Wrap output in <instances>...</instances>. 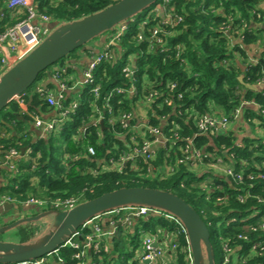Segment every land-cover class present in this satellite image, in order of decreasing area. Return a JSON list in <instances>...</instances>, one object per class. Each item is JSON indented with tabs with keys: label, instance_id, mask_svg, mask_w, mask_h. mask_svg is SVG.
<instances>
[{
	"label": "trees",
	"instance_id": "trees-1",
	"mask_svg": "<svg viewBox=\"0 0 264 264\" xmlns=\"http://www.w3.org/2000/svg\"><path fill=\"white\" fill-rule=\"evenodd\" d=\"M118 1L33 0V4L51 21L66 23L84 18ZM3 4L4 0H1L0 7ZM263 4L264 0H159L132 16L128 23H119L103 33L110 39L124 24L127 25L117 42L125 49L123 55L103 61L96 70L95 76L101 85L99 98L90 94L89 87H86L76 112L62 129L31 144V151L18 159L7 158L10 150L20 151L29 140L23 135L19 136L18 132L9 135L10 127L0 121V173L3 180L0 202L4 197H10L21 206L31 198L51 200L75 197L81 203L120 187L147 186L174 192L199 212L210 230L215 264H226L227 245L232 249L233 256L235 252H248L253 243L264 240V232L261 231L264 220V139L244 137L239 140L232 131L195 135L199 129L194 115H190L192 112L198 115L221 112L234 117L242 103L248 101L251 104L243 108L246 118L254 117L264 125V94L255 89L244 91L246 83L255 84L264 80V57L246 62V47L259 41L264 44ZM150 10L152 12L149 14ZM169 14L178 15L182 20L168 24L166 20ZM0 18L2 32L9 16L5 13ZM155 28L160 29L158 37L171 46L169 50L155 47L156 39L152 37ZM178 45L182 47L180 50ZM79 49L82 47L60 62ZM131 54L136 55L138 62L139 93L144 92V81L148 78L156 81L155 88L158 89H165L167 79H173L177 82V91L184 92L182 98H172L171 106L165 105L151 114V124L155 126H163L162 120L167 117L163 131L168 138L176 139L174 151H168L170 143L167 147L159 148L154 165L162 167L165 160L176 164L183 154L181 148L190 149L192 143L196 148L205 147L203 155H208L206 159L214 155L226 160L225 153L231 155L227 161L236 173L242 174L240 180L214 176L210 190H205L201 182L212 173L198 176L190 165L179 161L174 165L176 171L162 179L144 178L130 166L123 171H101L97 168L103 160L118 154L119 150L115 147H125L126 139H131L134 134L129 128L122 127L121 123H112L110 118L113 113L118 116L120 111L135 110L136 96L124 97L123 94L114 93L109 101L113 113L105 106V98L114 88L125 87L127 78L122 68ZM239 58H244L245 63L240 60L244 68L240 66ZM44 74L39 75L24 96V104L33 114L50 108L46 96L54 85L49 84L44 92L38 91L36 86ZM63 102L65 105L70 103L66 100ZM93 102L103 113L104 128L91 122ZM255 105H259L260 109L256 110ZM20 110L21 103L13 100L0 113V117L17 131L20 130L18 125L25 120H34L28 114H23V120H19ZM173 120L179 122L181 127L171 130ZM86 125L87 135L79 138L80 129ZM117 133L127 134L126 139ZM89 146L94 147L95 154L88 151ZM9 164H15V169L10 168ZM53 209L41 208L44 211ZM255 211H259V214L246 219ZM139 217H144L142 223L146 231L169 226V222L159 216ZM15 220L6 219L0 226ZM44 223V220L25 222L18 228L20 232H34L33 236L37 238L46 232ZM251 223L254 228L250 227ZM84 232H90V228H84ZM116 236L110 242L109 252L89 251L91 258L87 264H135L133 256L139 245V230L127 235L120 226ZM77 241L82 243L80 238ZM180 242L176 264H188V244L184 236H180ZM77 251L73 246L63 245L45 255L43 264H78L75 257ZM260 251L249 264H264V250ZM59 258L64 262H60Z\"/></svg>",
	"mask_w": 264,
	"mask_h": 264
},
{
	"label": "built area",
	"instance_id": "built-area-1",
	"mask_svg": "<svg viewBox=\"0 0 264 264\" xmlns=\"http://www.w3.org/2000/svg\"><path fill=\"white\" fill-rule=\"evenodd\" d=\"M7 7L11 10L24 9L25 16L18 20L13 25L6 27L2 32H0V45L9 44L10 49L16 53L14 60L11 58L2 56L0 57V80L2 76L13 67L19 60L23 59L30 52H32L36 47H38L41 42L48 36L50 31L46 29V26H42V23H49L51 19L46 14H43L37 10L33 4V0H7ZM182 19L178 15L169 14L166 23L175 24L180 22ZM127 25L124 24L119 32L115 33L106 43L102 50L95 53L91 60L88 69L85 71L84 87H89V92L95 98H99L101 95V85L96 79V70L98 66L105 60L113 59V45L118 42L120 35L123 33ZM160 29L155 28L153 30L152 37L156 39L155 47H161L162 50H169L171 46L164 43L160 37H158ZM18 43H22L24 48L18 50ZM154 47V44L152 45ZM182 47L178 45L180 50ZM138 62L135 64L132 62V56H129L126 60L122 71L127 78V83L125 87H116L111 91L105 98V106L110 112L112 105L109 103L111 96L114 93L123 94L124 97L136 96L137 100L134 102L135 110L133 111H120L119 115L115 116L112 114L110 121L112 123H121L122 127L129 128L134 134L131 139L127 140V134H119L122 138L126 139L125 147L117 145L115 148L119 150V153L111 157L109 160H105L99 167L101 171L107 170H118L123 171L127 166L137 171L144 178H164L168 175L173 174L176 169L174 165L179 163L188 164L198 176L202 174L212 173V176H206L205 180L201 182V187L205 190H210V183L214 182V176L227 177L229 180H240L242 174L236 173V170L229 165L227 160L231 159V155L226 154V160L221 156H214L209 159L205 157L208 155H203L206 150L205 147L196 148L192 145L190 149H183L182 157H180L176 164L170 163V161L165 160L162 167L154 165L153 161L158 158V150L161 147H167L170 143L168 151H174L173 147L175 145L176 139L168 138L164 131L163 126L168 120L164 117L162 120L163 126H155L151 124V114L154 113L155 109H162L165 105H172V98L177 96L179 98L183 97V91H177V82L173 79H167L165 84V89H158L156 87V81L148 80L145 82V90L139 93L137 87V72ZM148 75V74H147ZM146 75V76H147ZM61 72H57L56 77H61ZM68 87V83L65 79L61 80L59 92L50 91L47 96V102L49 105L54 106L56 109L55 115L49 119L44 120L42 118H36L35 124L41 129L45 136L53 134L64 126V124L71 118L80 104L79 101H73L68 105L63 102V93ZM38 91L44 92V89L38 87ZM25 93H22L16 98L21 104H24ZM251 103L245 101L236 110L234 117L226 115L221 112L215 113H205L199 114L192 112L191 116L194 115L196 125L199 129L195 135L200 134H213L216 132H227L229 131L230 123L243 112V106L250 105ZM146 105L145 110L147 114H143L141 107ZM93 109L95 114L92 116V123L94 125H101L100 122L103 121V113L101 109L93 102ZM175 111H177L175 109ZM181 113V109L178 110ZM135 120V122H134ZM132 124V125H131ZM180 123L173 120L171 122V130L180 128ZM79 138L81 136H86L88 133V126H83L80 129ZM191 142V140H189ZM88 151L91 154H95V149L92 146L88 147ZM210 156V154H209ZM19 157V150H10L7 158H17ZM9 167L15 169V164H9ZM5 202L14 203L15 206H19L10 197H4L0 204ZM38 205L40 208L53 207V210H64L70 209L78 204V199L75 197L60 198L55 199H35L31 198L25 201L21 206ZM17 206V207H18ZM259 214V211L253 212L252 215L246 219H251L252 217ZM118 215L123 220L125 225L131 222L132 218L135 216H159L168 222L172 223V231L163 234L164 230L161 226L156 227L155 230H144L140 231V236L138 240V247L135 250L133 260L136 261L135 264H176L179 256V249L181 247L180 236H184V240L187 242L186 253L188 264H193V256L191 247L189 244V238L187 234V229L183 222L174 214L165 211L163 209L147 206V205H125L120 206L103 213L97 214L90 220H88L80 229L77 230L72 237L64 244L70 245L78 249L75 257L78 259V264H87L90 257L89 251L94 250L95 252H109L110 244L108 243L109 233L104 231L100 222H96L103 217ZM264 218V216H263ZM232 221V220H231ZM250 227L254 228V224L251 223ZM84 228H90V232L84 233ZM261 231L264 232V220L261 225ZM164 235V238L162 236ZM77 238H82L83 242L77 241ZM248 240L247 236H244ZM163 241V242H162ZM260 250H264V240L253 243L249 248V251L245 252H235L232 256V249L226 246L227 258L226 264H249V261L257 256ZM261 252V251H260ZM232 256V257H231ZM167 257L170 260L173 258L174 262L171 263L167 261ZM231 258V260H230ZM45 258H39L30 261H24L21 263L13 264H43ZM60 262H64L62 258H59Z\"/></svg>",
	"mask_w": 264,
	"mask_h": 264
},
{
	"label": "water",
	"instance_id": "water-1",
	"mask_svg": "<svg viewBox=\"0 0 264 264\" xmlns=\"http://www.w3.org/2000/svg\"><path fill=\"white\" fill-rule=\"evenodd\" d=\"M159 0H119L108 7L71 22L55 21L50 33L23 59L11 67L0 80V113L9 103L26 92L39 75L59 63L78 48L113 29L119 23L129 22L132 16ZM126 25V24H125ZM104 128L103 121L100 122ZM5 202L4 208H16ZM147 205L176 215L185 225L193 256V264H215V251L210 230L199 212L174 192L147 186L120 187L78 203L70 209L41 210L38 205L25 206V211L36 209L37 214L24 216L0 226V233L25 222L51 218V227L31 242L0 240V264L35 260L57 251L88 220L97 214L125 206Z\"/></svg>",
	"mask_w": 264,
	"mask_h": 264
},
{
	"label": "crops",
	"instance_id": "crops-1",
	"mask_svg": "<svg viewBox=\"0 0 264 264\" xmlns=\"http://www.w3.org/2000/svg\"><path fill=\"white\" fill-rule=\"evenodd\" d=\"M263 7H264V4H263ZM5 13L8 14L9 18H8V21L5 22L3 29L12 25L13 23L17 22L18 20L22 19L25 16L24 9H18V10L9 9L7 7V0H4L3 6L0 7V16H5ZM1 21L2 19L0 18V22ZM54 22L55 21H51L47 24L42 23V26H46V29L50 31L48 26L52 25ZM0 28H1V25H0ZM108 40H109L108 36L102 34L96 37L95 39H93L92 41H90L89 43H87L86 48L77 50L75 53L70 55L64 61H61L59 62V64H56L53 67H51L47 72H45L43 77H41V79L36 83L37 88L40 87L44 90H47L48 85L52 84L54 85L52 92L54 91L56 93V92H59L60 90L61 80L65 79L68 83V87L64 91H62L64 95L63 99L66 101H69L70 103L73 101L81 100L82 93L84 92V89H85L83 85L84 80H85V71L88 69L91 63V60L93 58V55L99 52L100 50H102ZM23 48H24V45L22 43H18V50L20 51ZM246 48L248 49V60L246 61L247 63L251 61H257L258 59H261L264 57L263 42L259 41L257 43L247 46ZM124 52H125V49H123V47L120 44L115 43L113 45V51H112L113 57L119 58L120 56L123 55ZM2 56L3 57L9 56L11 60H14L16 57V53L13 50H11L10 45L6 43L3 45H0V57ZM131 56H132V62L135 64V62H137L136 55L131 54ZM240 60L244 61V58L243 59L239 58V61ZM240 63H241L240 66L244 68L245 65H243L241 61ZM58 71L61 72V75H62L61 77H56ZM249 89H255L257 91H262V93L264 94V80H261V81L259 80L255 84L246 83L244 85V91H247ZM49 106H50L49 110L42 111L38 114H33L28 110L25 104H21L20 111L22 113H18L19 120L21 119L23 120V114L32 115L34 120L33 121L25 120L24 122L19 124L18 128H20V130L18 131L15 129V127L11 126L2 117H0V121L2 123H7L8 124L7 127L8 126L10 127L9 135L10 133L14 135L16 134V132H18L19 136L23 135L25 139L29 140L27 145L21 147L19 151V157L15 159L21 158L27 153H29L32 147L31 144L32 145L35 144L39 139L47 138V136H45L42 133L41 129L36 126L35 120L37 117L42 118L44 120L51 119L55 115L56 109L54 106H51V105ZM145 107L146 105H143L141 107L142 108L141 111L143 112V114L148 113L145 110ZM244 107L245 106H243V108ZM255 109L259 110L260 106L255 105ZM244 110L245 109H243V112L239 114V116L230 123L229 131H232L239 140L243 139L244 137H258L259 139H264V125H262V123L254 117L247 119L246 118L247 116L245 115ZM94 114L95 112H93V115ZM102 163H100L97 166V168H99ZM2 183H3V180L1 178V173H0V187ZM21 207L22 208L18 207V209L16 208L6 209L4 208L3 204L2 205L0 204V223L12 217L14 219H17V217L30 216V215H33V213L35 212L37 213L36 209H30V210L25 211L24 210L25 206H21ZM12 210L13 212H11ZM143 218L144 217H142V219ZM142 219L139 216H135L132 218L131 222H129L128 224L125 223V225H122L123 220L121 219L120 216L111 215V216L103 217L96 222H100L103 230L109 233L107 239H108V243L110 244L113 238L117 237L116 235H118L120 226H123L127 235L129 233L137 232L138 230L140 232L142 229H144ZM172 227H174V225L170 222H169L168 227H165V228L162 227V229L164 230L163 234L167 233V231L168 232L172 231L171 230ZM162 238H164V235L162 236ZM80 239L83 242L82 238ZM167 261L168 262L171 261V263L174 262L173 258L170 260L169 257H167Z\"/></svg>",
	"mask_w": 264,
	"mask_h": 264
},
{
	"label": "rangeland",
	"instance_id": "rangeland-1",
	"mask_svg": "<svg viewBox=\"0 0 264 264\" xmlns=\"http://www.w3.org/2000/svg\"><path fill=\"white\" fill-rule=\"evenodd\" d=\"M158 6H160V4L158 5ZM152 11L150 10L149 11V14L151 13ZM56 64H59V63H56ZM56 64H54V65H56ZM53 65V66H54ZM53 66H51V67H53ZM50 67V68H51ZM49 68V69H50ZM2 113V112H1ZM0 116H1V114H0ZM18 206V205H17ZM19 208H22L21 206H18ZM11 212H13V210L11 211ZM14 220V219H13ZM44 221H46V223H44L45 224V228H44V230L45 231H48V229L51 227V218L50 217H47V219L46 220H44ZM44 224H43V226H44ZM44 232V231H43ZM46 233V232H45ZM33 235H35V233L34 232H30V233H27V232H20L19 231V228H18V226L17 227H15V228H12V229H10V230H7V231H5V232H3V233H0V240H3V241H12V242H16V243H20V242H31V241H33L34 240V236ZM38 238V237H37ZM36 239V238H35Z\"/></svg>",
	"mask_w": 264,
	"mask_h": 264
},
{
	"label": "flooded vegetation",
	"instance_id": "flooded-vegetation-1",
	"mask_svg": "<svg viewBox=\"0 0 264 264\" xmlns=\"http://www.w3.org/2000/svg\"><path fill=\"white\" fill-rule=\"evenodd\" d=\"M22 217H24V216H22ZM12 218H13V217H12ZM18 218H20V217H17V219H18ZM13 219H14V218H13Z\"/></svg>",
	"mask_w": 264,
	"mask_h": 264
}]
</instances>
